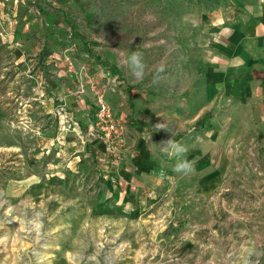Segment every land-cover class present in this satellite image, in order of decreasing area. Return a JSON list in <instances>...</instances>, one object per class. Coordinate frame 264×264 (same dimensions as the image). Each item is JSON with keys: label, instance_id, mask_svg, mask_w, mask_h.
<instances>
[{"label": "rangeland", "instance_id": "obj_1", "mask_svg": "<svg viewBox=\"0 0 264 264\" xmlns=\"http://www.w3.org/2000/svg\"><path fill=\"white\" fill-rule=\"evenodd\" d=\"M219 1L0 0V264H264V113L221 182L190 184L161 150L210 120ZM100 102L124 136L112 150L88 135ZM140 141L162 166L132 202Z\"/></svg>", "mask_w": 264, "mask_h": 264}, {"label": "crops", "instance_id": "obj_2", "mask_svg": "<svg viewBox=\"0 0 264 264\" xmlns=\"http://www.w3.org/2000/svg\"><path fill=\"white\" fill-rule=\"evenodd\" d=\"M217 4L222 8L220 16L216 5L206 12L211 21L206 25V108L212 113L204 129L179 140L189 149L187 159L195 161V170L182 176L193 185L224 180V168L232 161L230 153L244 147L239 128L247 126L246 120L261 119L264 113V0H223ZM140 144L143 154L127 182L135 195L132 202L142 201L148 191L153 194L162 166L152 146L145 141Z\"/></svg>", "mask_w": 264, "mask_h": 264}, {"label": "clouds", "instance_id": "obj_3", "mask_svg": "<svg viewBox=\"0 0 264 264\" xmlns=\"http://www.w3.org/2000/svg\"><path fill=\"white\" fill-rule=\"evenodd\" d=\"M144 54L139 50L132 51L130 55L126 58L125 63L128 66L132 76L136 80H142L145 76L146 71H148V66L144 62ZM164 68L159 67L156 69V77L158 80L161 73H163ZM154 128L158 131L164 130V123H156ZM161 150L170 157H175L177 162L173 167V171L176 173H181L184 175L190 174L195 170V161L187 159V153L189 151L188 147L184 144L177 142L173 139L161 142Z\"/></svg>", "mask_w": 264, "mask_h": 264}, {"label": "built area", "instance_id": "obj_4", "mask_svg": "<svg viewBox=\"0 0 264 264\" xmlns=\"http://www.w3.org/2000/svg\"><path fill=\"white\" fill-rule=\"evenodd\" d=\"M88 135L101 139L108 150L125 144L122 129L116 124L109 107L102 102L97 104V112L93 123L88 127Z\"/></svg>", "mask_w": 264, "mask_h": 264}]
</instances>
